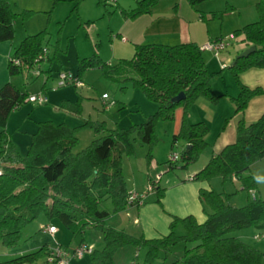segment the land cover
<instances>
[{
	"label": "trees",
	"instance_id": "obj_1",
	"mask_svg": "<svg viewBox=\"0 0 264 264\" xmlns=\"http://www.w3.org/2000/svg\"><path fill=\"white\" fill-rule=\"evenodd\" d=\"M76 1L74 8L80 2ZM157 1L137 0L133 8H121L120 14L124 19H136L149 13ZM188 1L194 6L206 0ZM257 10L259 19L237 32L244 36L247 48L255 46V51L247 56L235 57L234 63L228 67L238 86V94L232 96L235 113H243L252 97L264 93L260 86L251 88L239 79L240 74L249 68H264V1L257 4ZM30 11L25 9L18 13L12 0H0V42L13 40L15 19ZM200 18L204 19V16ZM46 33L40 30L28 34L13 47L8 60L10 80L0 87V244L6 248L19 246L22 228L44 214L49 220H62L79 240L76 247L85 244L83 232L87 227L98 228L102 234V248H93L89 253L95 264H113L114 252L126 245L136 249L146 247V260H153L161 251L171 252V247L180 241L186 246L175 259L182 264H261L264 254L227 234L252 225H264V199H252L236 207L223 193L211 187L201 189L199 199L206 215L205 221L198 223L193 215L172 216L168 234L155 239L136 237L104 223L113 213L131 205L140 206L128 201L132 192L127 190L121 166L122 155L134 151L133 141L152 145L156 137V118L171 119L173 110L178 106L186 111L199 95L214 101L220 96L212 90L214 73L207 70L201 47L192 41L175 45L134 43L132 56L115 63L102 61L97 50L91 56L82 58L79 73L98 67L113 81L131 83L148 100L157 104L155 113L129 128L108 129L102 122L85 123L93 127L99 136L76 154L73 152L77 142L74 128L67 123L41 121L32 134L27 153L21 156L9 137L5 123L10 112L29 101L30 94L19 90L11 82V77L24 69H36L39 62L47 58ZM180 93H183V98L172 102V98ZM40 94L46 97L43 102L46 103V93ZM207 131L205 123L190 122L184 114L173 141L181 138L185 146L175 161L169 158V170L187 168L198 158L207 145ZM262 158L264 113L249 124L240 120L235 140L213 153L191 179L209 181L219 176L223 180H239L244 189L252 190L256 186L255 178L245 173ZM149 183L148 191L144 193L154 192L156 202L160 203L165 188L152 180ZM106 202H110V208L103 207ZM178 226L184 229L183 234L176 233ZM187 244L191 246L187 247ZM48 247L44 244L34 251L0 261V264H29L41 256L44 257L42 264H47Z\"/></svg>",
	"mask_w": 264,
	"mask_h": 264
},
{
	"label": "rangeland",
	"instance_id": "obj_2",
	"mask_svg": "<svg viewBox=\"0 0 264 264\" xmlns=\"http://www.w3.org/2000/svg\"><path fill=\"white\" fill-rule=\"evenodd\" d=\"M136 1L80 0L74 8L76 0H57L55 5L53 0H17L14 9L18 13L25 9L31 11L20 14L14 21V46L16 47L28 34L40 30L47 32L45 35L47 58L41 60L36 69H24L22 73L11 77V82L19 90L27 91L30 95L44 92L47 96L46 103L29 101L22 103L10 112L6 120L5 128L21 156L27 153L32 134L41 121L67 123L74 128L77 142L73 152L76 154L99 136L95 134L93 127L85 123L102 122L108 129L129 128L133 124L144 122L155 113L157 104L148 100L141 90L131 83L121 84L113 81L98 67L81 73L78 71L80 60L91 56L96 50L101 60L105 62L115 63L121 58L132 56L134 42L122 44L119 39H115V35L124 19L120 15V7L133 8ZM262 1L264 0H206L193 6L188 0H158L152 9L160 15V20L153 17L154 14L141 15L142 19L135 25L139 34L144 27H146L144 31L149 27L147 22L152 20L155 22L152 28L149 27L151 31L144 34L149 35L159 29L161 31L159 35L156 34L158 38L149 40L154 43L168 45L182 43L180 34L175 29L180 25L182 27L180 22L182 20L188 23L185 28H191L192 32L198 33V39L202 41L197 43L200 47L221 41L225 42L226 47L218 56L213 51L201 48L207 70L214 73L211 81L212 90L220 95L218 99L214 101L199 95L186 111L178 106L173 110L171 119L156 118V137L153 144H141L135 140L134 151L129 155L126 153L122 155L121 166L128 191L144 193L148 191L151 180L164 187L168 180L186 177L196 167L204 166L210 160L215 153L212 149L216 141L222 140L227 145L235 140L240 120L249 124L264 113V93L252 97L243 113H235L232 96L238 94V86L228 69L234 58L247 48L244 36L237 32L248 23L259 19L257 4ZM201 15L204 19L200 18ZM129 25L131 24L127 26ZM194 41L193 39L192 42ZM228 58L230 59L226 61ZM246 71L240 74L239 79L242 83H248L249 85H246L251 88L260 86L264 90V68L253 67ZM61 72L68 73L73 80H80L83 85L74 86L71 83L60 85ZM184 114L190 122L206 124L207 145L187 168L177 167L169 170L167 161L170 154L175 152L180 155L185 146L181 138L173 141V136L179 132ZM1 128L0 125V130ZM247 173L255 178L256 186L252 190L244 189L239 180H223L219 176L212 177L209 184L215 191L223 193V196L225 195L236 207L243 206L252 199H264V158L255 161L245 174ZM103 207L110 208V202H106ZM109 218L104 221L106 225ZM48 222H52L58 228L55 237L58 244L71 249L78 245L79 240L75 239L62 220L56 218L49 220L47 216L40 214L22 228L19 246L31 235L40 232V228ZM176 233L183 234L184 229L178 226ZM227 235L239 238L264 254V225H252L234 230ZM101 236L98 228L87 227L83 232V242L101 249L103 245ZM185 246L183 241L177 242L171 247V252L161 251L153 260H146V247L136 249L126 245L114 252L113 264H182L175 258L183 253ZM190 246L187 244V247ZM73 260H78V263L71 264H95L89 253H86L82 261L76 258ZM43 261L44 257L41 256L29 264H42ZM261 264H264V255Z\"/></svg>",
	"mask_w": 264,
	"mask_h": 264
},
{
	"label": "crops",
	"instance_id": "obj_3",
	"mask_svg": "<svg viewBox=\"0 0 264 264\" xmlns=\"http://www.w3.org/2000/svg\"><path fill=\"white\" fill-rule=\"evenodd\" d=\"M56 1L57 0H53L54 5ZM13 2L15 8L18 2L17 0H14ZM121 8L125 7H120V9ZM154 10L155 9H151L149 13L143 15L150 16L154 14L153 17L160 20V15L156 14ZM141 19L142 16H139L136 19H123L122 24L117 28L118 33L115 35V39H119L120 43L122 44L126 42H154L149 40L158 38L157 36L161 32L160 29L159 31L151 32L149 35L144 34L145 32L147 33L151 31L149 27L152 28L155 22L152 20L147 22L149 27H147L145 31L144 29L146 27H144L142 32L139 34L135 25H137L138 21ZM180 22H182V27L181 25L179 27H175L177 33L180 34V42H189L191 40L193 41V39L195 40V43L202 42L199 41L197 32H192L191 28H185V26H188L187 22L182 20H180ZM128 24L131 25L127 26ZM183 28H185V30H183ZM157 33L158 35L156 36ZM14 44V40L0 42V87L10 80L8 72V60L12 53ZM229 59L230 58H228L226 61ZM244 84L249 85L246 82H244ZM223 145H225V143L222 140L216 141V144L213 147L214 149H212L213 152H219L223 148ZM201 166L203 165H200V167ZM200 167H196V169L191 171L186 177H183L182 179L168 180L167 184L164 186L165 191L162 198L160 199V203L156 202V194L154 192H150L146 195L145 202L142 205H131L122 211L111 214L107 225L116 229L124 230L136 237L142 236L145 239H155L168 234L172 216L184 217L187 215H193L198 223L204 222L206 215L202 209V204L199 199V192L201 189H209L210 184L209 181H197L191 179V177L198 171ZM49 223L50 222L45 223V225H48ZM41 224L43 225V223ZM50 224L54 225L52 222ZM43 226L40 228V232L31 235L29 239H27L21 246H17L15 248H6L0 244V261L12 258L16 255L34 251L44 244H47L48 246L61 245L57 243L55 238L58 234V228L56 227L57 232L54 235H50L43 231ZM89 246L96 248L91 244ZM85 255L86 254H84V256L81 258L76 259L82 261ZM74 262L78 263V260H73V258H70L68 264Z\"/></svg>",
	"mask_w": 264,
	"mask_h": 264
},
{
	"label": "built area",
	"instance_id": "obj_4",
	"mask_svg": "<svg viewBox=\"0 0 264 264\" xmlns=\"http://www.w3.org/2000/svg\"><path fill=\"white\" fill-rule=\"evenodd\" d=\"M232 37V36H231ZM226 44L224 42H216V43H207L201 48L213 51L215 55H218L219 51L223 50L225 48ZM45 51V50H43ZM60 79L61 84L72 82L75 85H82V82L78 79L73 80V78L68 74L61 72L60 73ZM28 100L30 102H36L38 104H41L45 102L46 97L43 94H37V95H30L28 97ZM169 158L172 161H175L178 158V154L175 152H172L169 156ZM146 197V193L138 194L136 192H132L129 195V203H134L137 205H141ZM43 231L50 235H54L57 232V228L54 225H46L43 228ZM259 236H255V238H258ZM93 247L82 244L75 249H72L71 251L61 247L60 245L55 246H49L48 247V255H47V264H68L70 258H81L84 253L88 252L90 253L92 251Z\"/></svg>",
	"mask_w": 264,
	"mask_h": 264
},
{
	"label": "water",
	"instance_id": "obj_5",
	"mask_svg": "<svg viewBox=\"0 0 264 264\" xmlns=\"http://www.w3.org/2000/svg\"><path fill=\"white\" fill-rule=\"evenodd\" d=\"M255 49H256V47L255 46H250V47H248V48H246L245 50H243L242 52H240L237 56H236V58H238V57H243V56H247L249 53H251V52H253V51H255ZM234 63V62H233ZM232 63V64H233ZM183 93H180V94H178L177 96H175L174 98H172V102H178L180 99H182L183 98Z\"/></svg>",
	"mask_w": 264,
	"mask_h": 264
}]
</instances>
